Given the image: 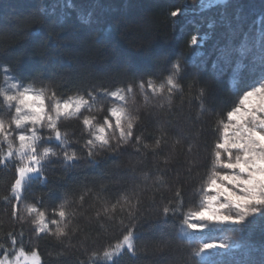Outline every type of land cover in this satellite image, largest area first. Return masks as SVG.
Wrapping results in <instances>:
<instances>
[{"label": "snow or ice", "instance_id": "obj_1", "mask_svg": "<svg viewBox=\"0 0 264 264\" xmlns=\"http://www.w3.org/2000/svg\"><path fill=\"white\" fill-rule=\"evenodd\" d=\"M201 3L220 7L225 30L210 64L177 54L163 68L130 67L116 83L67 85L0 59V174L8 177L0 264H45V255L56 264H119L126 253L152 264H264V245L249 237L264 234V11L253 31L240 8L228 12L231 0ZM186 13L177 5L167 15L175 25ZM207 38L193 33L188 46ZM213 81L242 87L218 106ZM186 88L197 89L195 117L184 114L183 99L174 104ZM189 122L212 133L195 173L185 155L191 143L177 150ZM83 169V179L74 175ZM193 180L199 187L186 194ZM222 229L231 235L219 241L192 235ZM41 241L53 247L42 253Z\"/></svg>", "mask_w": 264, "mask_h": 264}, {"label": "trees", "instance_id": "obj_2", "mask_svg": "<svg viewBox=\"0 0 264 264\" xmlns=\"http://www.w3.org/2000/svg\"><path fill=\"white\" fill-rule=\"evenodd\" d=\"M200 1L0 0V59L12 63L18 61L19 69L43 68L46 75H52L67 85L98 80L116 83L118 74L130 67L148 69L160 64L163 68L167 60L177 54L185 59L194 58L197 64L202 61L210 64L218 55L219 46L225 39V30L219 23L220 7L204 9V4H199ZM101 4L111 7L102 8ZM259 4L260 0H231L227 10L235 15L236 8H240L244 28L254 31L258 26L257 17L264 11ZM177 5L186 8L187 13L178 17L173 25L167 13ZM41 16L56 23L41 24ZM209 23L213 24L212 28L208 27ZM193 33L206 34L208 38L202 46L189 47L188 40ZM212 86L215 92L214 102L218 106H225L231 102L233 92L242 87V82L233 85L231 91L214 81ZM196 91V88H186L182 98L177 94L174 104L179 108L183 99L185 115L195 117L197 113L195 102L189 103L190 94H195ZM210 119L205 113L203 120ZM207 127L206 124L205 128ZM184 134L187 140L177 146V150L184 152L187 143H191L192 151L185 155L191 161L189 166L195 173L206 154L203 140L206 138L210 147L212 133L206 130L201 136L198 128L189 122ZM89 172L90 170L83 169L74 175L83 179ZM7 179L6 175L0 174V194L6 190ZM192 187L198 188L199 185L194 180L190 181L186 194ZM198 203L197 197L196 205ZM192 235L195 241H219L231 233L222 229ZM249 237L257 249L264 245V234L259 229L249 232ZM116 238L118 233L110 234V239ZM52 247V244L45 241L40 242L42 253ZM253 255L258 258L259 253ZM44 258L45 264H56L46 255ZM152 260L151 256L132 257L126 253L119 264H152Z\"/></svg>", "mask_w": 264, "mask_h": 264}, {"label": "rangeland", "instance_id": "obj_3", "mask_svg": "<svg viewBox=\"0 0 264 264\" xmlns=\"http://www.w3.org/2000/svg\"><path fill=\"white\" fill-rule=\"evenodd\" d=\"M204 2H205V3H209V2H210V0H204ZM199 4H201V1L199 2ZM202 8H204V9H209V8H211V7H204V5H203V7H202ZM204 9H203V10H204Z\"/></svg>", "mask_w": 264, "mask_h": 264}]
</instances>
